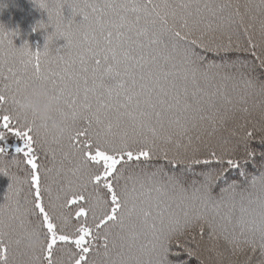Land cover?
I'll return each instance as SVG.
<instances>
[{
	"label": "snow or ice",
	"instance_id": "obj_1",
	"mask_svg": "<svg viewBox=\"0 0 264 264\" xmlns=\"http://www.w3.org/2000/svg\"><path fill=\"white\" fill-rule=\"evenodd\" d=\"M34 2L43 51L0 25V264H224L221 240L228 264H264V114L247 107L264 96V0ZM37 80L61 134L18 107Z\"/></svg>",
	"mask_w": 264,
	"mask_h": 264
},
{
	"label": "trees",
	"instance_id": "obj_2",
	"mask_svg": "<svg viewBox=\"0 0 264 264\" xmlns=\"http://www.w3.org/2000/svg\"><path fill=\"white\" fill-rule=\"evenodd\" d=\"M239 2L243 3L244 0H239ZM65 18H71V9L65 5L64 8ZM47 13L41 9L34 0H0V25H3L6 29L12 30L18 35L13 36V43L20 47L25 42L33 49H41L43 51V45L45 43V37L47 33L53 31V28L49 25V27L45 30L42 28H36L35 26L39 21H44L47 23ZM75 19L78 21L80 19L79 16H76ZM4 37L0 35V40H3ZM65 40L63 38H59L54 40L53 44H50V58L55 60L58 55H66V53H57V49L63 51V45L65 44ZM247 107L250 110V116L248 117L253 122H258L261 120L262 114H264V96L256 95L250 97L247 103ZM234 125H229V128H233ZM237 131H241L237 129ZM223 135H229V132L225 131ZM4 143V142H0ZM15 141H11V143H6L5 146L8 151L14 154ZM10 159L11 156L6 157ZM15 171V169H12ZM11 183L10 178L7 175L0 173V203H2L5 199L8 186ZM199 240V236H197ZM189 246H193L191 241H189ZM201 252L203 259L207 260V258L211 255L214 256V253H210L207 251L210 248V241L208 239L207 234H205L202 241H200ZM175 250V249H174ZM220 251L225 253L224 264H228V255L226 251V246L223 244V241H220ZM184 259H188L184 257ZM235 264H243L244 257L238 256L232 258ZM190 264H200L196 258H192Z\"/></svg>",
	"mask_w": 264,
	"mask_h": 264
},
{
	"label": "clouds",
	"instance_id": "obj_3",
	"mask_svg": "<svg viewBox=\"0 0 264 264\" xmlns=\"http://www.w3.org/2000/svg\"><path fill=\"white\" fill-rule=\"evenodd\" d=\"M18 97V107L30 116H34L39 124L46 125L51 134H61L64 131L63 121L53 119L61 100L46 82L42 80L32 82L20 90ZM24 240L32 249L39 248L43 242L41 237L31 233H25Z\"/></svg>",
	"mask_w": 264,
	"mask_h": 264
}]
</instances>
